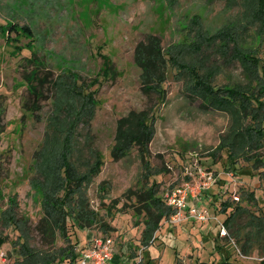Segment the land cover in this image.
Wrapping results in <instances>:
<instances>
[{"label": "rangeland", "instance_id": "1", "mask_svg": "<svg viewBox=\"0 0 264 264\" xmlns=\"http://www.w3.org/2000/svg\"><path fill=\"white\" fill-rule=\"evenodd\" d=\"M260 3L0 0L1 24L19 28V33L6 31V26L0 29V247L13 262L20 257L23 241L16 219L23 229L26 224L35 228L48 198L63 196V157L73 148L78 149L74 155L80 161L73 164L80 175L98 159L104 161L76 195L98 217L95 225L78 228L87 241L94 234L111 236L132 264L134 259L140 262L146 207L153 206L152 199L139 202L140 192L153 188L154 197L165 203L167 193L192 181L191 170L197 173L200 167L216 178L205 199L214 201L209 208L220 222L226 215L221 213L226 200L245 210L231 230L225 226L224 235L216 221H162L148 241L152 245L145 247L153 263L174 264L179 255L181 264H217L224 248L230 264H264V150L246 147L249 141L243 135L253 115L245 112L240 123L229 111L202 106L204 100L192 91L196 76L190 74L196 69L211 86L221 88L220 95L229 88L253 86L254 114L264 120V6ZM22 25L33 34L28 35ZM154 35L177 66L169 65L162 100L156 90L142 89L135 61L136 46ZM28 48L44 58L57 80V88L47 92L50 98L35 113L22 107L27 97L23 73L30 68L21 63ZM243 55L249 56L247 65ZM255 58L263 66L258 79L253 72ZM179 69L183 70L178 74ZM132 110L157 116L154 137L145 156L131 147L121 157H113L117 121ZM88 113L94 114L86 117ZM229 151L237 159L235 170L229 168ZM70 222L74 223L72 218ZM101 224L112 228L105 231ZM75 231L69 226L70 237ZM30 243L47 250L35 230ZM69 248L70 241L58 232L48 252L51 264H63L60 258Z\"/></svg>", "mask_w": 264, "mask_h": 264}, {"label": "trees", "instance_id": "2", "mask_svg": "<svg viewBox=\"0 0 264 264\" xmlns=\"http://www.w3.org/2000/svg\"><path fill=\"white\" fill-rule=\"evenodd\" d=\"M260 1L261 6H264V0ZM252 7L253 6H251V8ZM251 11L255 13L254 9H251ZM2 26H6V31L8 32L19 33V28L13 24H1L0 22V29ZM22 30H24L28 35L33 34L28 25H22ZM25 51H27V53L22 58L21 64L22 66H27V68L30 69L23 73V80L27 85V97L23 100L22 107L26 112L35 113L36 111L41 110L43 108L42 103L50 98L47 92H49L52 88H57V80L54 78L52 71L49 69L47 70L48 66L45 64L44 58L39 57L38 52L29 48ZM242 57L243 62L247 65L249 62V56L243 55ZM135 61L140 68V82L142 89L145 90L146 93L156 90L159 94V98L161 100L164 99L166 94L164 83L168 79L169 65L171 64L173 68H177V66L175 65L176 62L172 55L163 50V46L161 45L159 38L154 35L151 36L147 42L140 41L136 46ZM253 62L256 65V69H253V72L256 73H254L255 78H262L260 75L262 71L261 69L263 68L261 61L255 58ZM182 70L183 69H179L178 74L182 72ZM190 74L196 76L194 77L196 82L195 89L192 91L204 100V102H202V106L209 109L214 108L229 111L238 121H240V123H242L245 118V112H250L251 115H253V120L250 122L251 125L243 128V135L247 141H249L247 142L246 147L248 146V148L251 149L261 148L264 150V120L261 115L254 114V100L257 98L254 87L252 86L244 89L229 88L227 89V94L220 95L219 92L221 88L217 89L211 86L209 81L196 69L192 68V73L190 72ZM0 95H2V93H0ZM93 114L94 113H88L85 116L92 117ZM156 118V115L150 114L147 111L134 110L119 118L117 121L115 144L112 149V156L119 158L123 154H126L127 150L131 147H138L141 154L145 156L149 143L154 137V123ZM240 132L242 134V131ZM76 151H78V149L75 150L72 148L68 153V156L65 153V157H63L66 186L63 196L57 195L59 198L58 200L53 197L48 198L44 205V216L39 220L35 228L26 224L23 229L19 224L20 219H16L18 220L15 222L16 229L21 231L20 237L22 236L23 241L19 247L20 257H18L12 264H51L52 261H49L51 256L48 252L51 250L52 245L56 242L58 232L70 241V248L67 250L66 254L62 255L60 263L76 264L79 255L78 251H82L86 247V236L78 232V228L84 229L92 226L93 224L95 225L96 222H98V217L96 212L88 210V207L84 200H82V197L80 195L76 197V195L81 193L79 190L83 187L85 182L88 183L91 181L94 174L100 170L104 161L102 162L98 159L94 163V166L89 168L87 173L80 175L77 172V164H73L74 162L80 161L78 157H75L74 155ZM236 160L237 159L235 158L233 151H229L228 163L230 165V169H236ZM154 191L155 190L153 188L148 191H141L138 197L139 202H148L152 199L153 206L149 203L146 207V214L148 215V218L146 220V227L142 238L143 247H141L142 253L144 254V256L142 255L143 259H139L141 260L140 262H135L134 259L133 264H154V260L150 257L148 248L145 249V247H150L152 245L148 241L160 228L161 222L170 219L174 213V210L166 203H163L162 199L154 197ZM208 194L209 191L206 192V196H208ZM157 202H161L164 206L161 208ZM206 203L210 207L214 204V201H206ZM154 204L157 205V208ZM244 210L245 208L241 205H236L234 207L230 201H224L222 203L221 213L226 215L223 218V223L231 230L232 224L237 223L238 218L243 214ZM215 211L217 210L215 209ZM215 211L214 213H216ZM70 218L73 219L74 223L70 222ZM106 224H101V227L105 231L110 230L112 228L111 225ZM72 225L75 226L76 229L73 235L74 237H70L69 234V226ZM219 229L220 226L218 227V230ZM33 230L37 232L42 245L46 246V248H44L47 249L46 251H40V248L30 243ZM220 250L223 256L217 264H230L228 263V250L224 248H221ZM135 256L136 255L134 253L133 257ZM178 258H180L179 255L175 258L174 264H181ZM53 261H55V259ZM200 264L206 263L202 262Z\"/></svg>", "mask_w": 264, "mask_h": 264}, {"label": "built area", "instance_id": "3", "mask_svg": "<svg viewBox=\"0 0 264 264\" xmlns=\"http://www.w3.org/2000/svg\"><path fill=\"white\" fill-rule=\"evenodd\" d=\"M196 169L198 170L197 173H193L192 170L190 172L192 181L176 186L167 193L165 203L174 210L170 221L175 224L187 219L201 223L216 221L220 223L221 233L224 235L226 234V225L220 222L215 214L211 213L205 199L206 192L212 188L216 178L212 173L200 167ZM234 198L239 200V196L235 195ZM116 243V240L111 236L92 235L84 250L78 251L76 264H110L114 259ZM12 263L13 261L7 251L0 247V264Z\"/></svg>", "mask_w": 264, "mask_h": 264}, {"label": "crops", "instance_id": "4", "mask_svg": "<svg viewBox=\"0 0 264 264\" xmlns=\"http://www.w3.org/2000/svg\"><path fill=\"white\" fill-rule=\"evenodd\" d=\"M118 246H119L118 243H116V250H115V253H114V259L110 262V264H116L117 263V261H118L117 259L119 257V254L122 256L120 258L121 259V263L120 264H125V263H127V264L130 263L131 264L132 263L131 262L132 260H129V258L127 257L129 254L126 252V250H125V255L121 254L120 253L121 250H119V247Z\"/></svg>", "mask_w": 264, "mask_h": 264}]
</instances>
